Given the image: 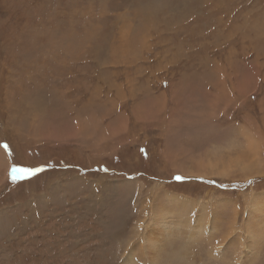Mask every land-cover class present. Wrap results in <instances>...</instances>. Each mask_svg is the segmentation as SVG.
Segmentation results:
<instances>
[{
  "label": "rangeland",
  "instance_id": "374dc122",
  "mask_svg": "<svg viewBox=\"0 0 264 264\" xmlns=\"http://www.w3.org/2000/svg\"><path fill=\"white\" fill-rule=\"evenodd\" d=\"M0 151V264H264V0H0Z\"/></svg>",
  "mask_w": 264,
  "mask_h": 264
},
{
  "label": "bare ground",
  "instance_id": "6f19581e",
  "mask_svg": "<svg viewBox=\"0 0 264 264\" xmlns=\"http://www.w3.org/2000/svg\"><path fill=\"white\" fill-rule=\"evenodd\" d=\"M26 99H29L30 100V102L32 103V104H29V109H30V111H29V113L28 114H30L31 116H33V122L34 123H38L39 124V126H41V125H43V117H44V114H43V112H42V109H41V103H40V99H41V97H40V94H38V93H35V91L32 89L31 91H29L27 94H26V97H25ZM44 98H45V101H48V102H50V103H53V101H54V97H53V95H51V94H44ZM22 99L23 98H21L19 101H22ZM63 100V99H62ZM92 102V101H91ZM59 103V102H58ZM60 105H62V104H60ZM85 109V108H84ZM84 109H82V110H84ZM24 109L22 108V110H21V112H22V117H21V120L19 121V122H21V125L22 126H25L27 123H28V121H27V119H26V114H24V111H23ZM57 110V109H56ZM64 113V112H63ZM54 114H55V110H50L48 113L46 112V116H47V118H50V116H54ZM19 116H20V114H18ZM67 116V115H66ZM31 118V117H30ZM19 119V118H18ZM15 120V119H14ZM8 122V121H7ZM7 126V125H6ZM10 129H14V131L16 132V129L14 128V127H11ZM0 155H2V152L0 151ZM0 161L2 162V159H1V157H0Z\"/></svg>",
  "mask_w": 264,
  "mask_h": 264
},
{
  "label": "snow or ice",
  "instance_id": "6c2138e0",
  "mask_svg": "<svg viewBox=\"0 0 264 264\" xmlns=\"http://www.w3.org/2000/svg\"><path fill=\"white\" fill-rule=\"evenodd\" d=\"M5 149H7V145H3ZM42 171L41 168H26V167H17L13 166L10 169L11 178L15 181L18 178H23L25 175H32L36 172ZM177 180L181 179V177H176Z\"/></svg>",
  "mask_w": 264,
  "mask_h": 264
},
{
  "label": "trees",
  "instance_id": "16d2710c",
  "mask_svg": "<svg viewBox=\"0 0 264 264\" xmlns=\"http://www.w3.org/2000/svg\"><path fill=\"white\" fill-rule=\"evenodd\" d=\"M49 169H50V168H49V166H46V167L42 168V170H43V171H44V170H46V171H47V170H49ZM10 181H11V182H15V181H13V179H12V178H10ZM235 187H237V188H238V187H240V186H239V185H235Z\"/></svg>",
  "mask_w": 264,
  "mask_h": 264
}]
</instances>
